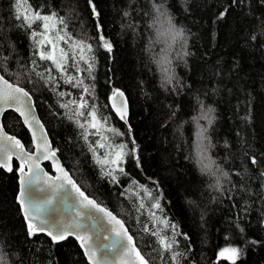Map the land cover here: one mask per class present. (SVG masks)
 Masks as SVG:
<instances>
[{"label": "trees", "instance_id": "obj_1", "mask_svg": "<svg viewBox=\"0 0 264 264\" xmlns=\"http://www.w3.org/2000/svg\"><path fill=\"white\" fill-rule=\"evenodd\" d=\"M92 3L98 18L89 0H0L1 74L33 96L66 170L88 196L124 221L148 264H232L219 256L226 247L242 250L235 264H264V0H238L235 6L232 0ZM160 5L189 37L184 61L172 59L176 50L169 54V37L157 32ZM225 8L227 14L218 18ZM37 14L56 18L68 41L67 74L81 79L88 93L66 83L50 61L34 54ZM97 25L112 44L111 53L99 46ZM81 41L92 45L90 76L83 62L80 72L72 67L68 45ZM166 55L171 63H158ZM49 67L55 86L48 80ZM163 67L174 76L172 84L164 83ZM116 89L127 100V121L111 107ZM81 96L89 103L85 117L94 108L105 128L123 133L115 147L131 149L134 139L138 148L139 162L126 157V175L116 171L115 181L105 175L109 165L102 170L96 163L89 148L96 136L85 140L86 129L79 126L84 117L62 107ZM208 108L213 109L211 125L201 118ZM3 125L33 151L14 111L4 114ZM201 128L207 129L204 144L212 145L207 155L213 171L220 169L215 176L197 162ZM44 165L53 171L51 164ZM18 168L16 161L11 172L0 168V256L7 264H89L70 236L54 243L44 234L28 235L17 200ZM157 199L162 211L152 207ZM154 212L177 226L171 249L160 243Z\"/></svg>", "mask_w": 264, "mask_h": 264}, {"label": "snow or ice", "instance_id": "obj_2", "mask_svg": "<svg viewBox=\"0 0 264 264\" xmlns=\"http://www.w3.org/2000/svg\"><path fill=\"white\" fill-rule=\"evenodd\" d=\"M238 3V0H232V5L235 6ZM89 5L92 9L94 15L99 17V13L96 12V6L92 3V0H89ZM228 8H225L220 14L219 17L222 19L228 12ZM158 16L157 22L160 23L161 28L157 29L159 35H164L169 37L171 42H175L177 38L181 37L183 34L182 29H177L173 23L171 17L168 15L167 11L163 8V5H160L156 9ZM18 18L27 19V15L21 17L18 13ZM36 19L43 21L44 31L39 33L40 39L36 40L37 33H33V39L36 43L35 55H37L40 60L50 61L51 66L54 67L56 73L64 79L66 83L71 84L74 88H82L84 93L89 92V88L83 84V81L79 78H74L71 75L67 74V59L68 52L64 48L59 47L60 41H65L67 46L68 41L64 35L55 33L54 36L50 37L49 24L48 21L51 19L50 16L36 15ZM165 25L167 27H165ZM163 29V31H161ZM97 39L99 46L105 49L107 52L111 53L112 44L106 39L102 34V29L97 25ZM171 45H169L170 47ZM75 54L73 55V64L72 67L76 68L77 72L82 71L79 67L80 62H83L87 68L89 76L94 68L95 59L94 56L86 57L85 53L91 54L92 45L84 44L81 42H76L73 45ZM78 51H75L77 50ZM158 63L170 64L171 61L168 59V56H164L162 60ZM52 67L48 68L49 76L48 80L53 83L55 86V77L51 75ZM162 71L164 75V83L172 84L174 76L169 74V68L163 67ZM60 96L71 95V93L60 92ZM124 93L119 89L114 90L112 94V107L117 113L118 117L121 120H126V103L123 99ZM115 101H119L117 104ZM75 105L73 110L72 106ZM0 107L3 109H13L19 113L20 117L23 118L24 124L31 130V135L33 141L37 140V128L40 129L39 142L35 143V154L25 151L24 145L19 139L15 136H10L3 131V126L0 125V168H5L7 171L11 172L12 166L10 164L11 158L13 155L19 160L20 165L18 171L20 173V190L18 193V203L21 206L22 215L25 218L28 235L30 237L36 236L40 233L46 234L51 238L52 242H59L66 239L68 236L72 235L80 242L85 253L91 264H102V261L110 255H115L119 257L122 261V264H136V261H139V264H148V261L141 255L140 251L132 245V237L127 234V230L124 227V223L121 220H118L111 212L107 211L104 208L99 207L94 200L89 199L85 196L84 192L76 186L75 182L72 181L67 172L57 164V171L61 175L56 177H49L47 173L42 174V170L39 168L38 161L41 159L51 158L54 162L56 161L54 151L49 147V142L43 132V126L36 119L34 115V107L32 103V98L27 91L18 86H13L9 84L2 76H0ZM64 108H68L70 111H74V115L77 117H84L85 123H80L81 128L86 129L84 138L87 140L88 135H96L99 137L97 141H93L89 144V148L93 151L94 156H96V163L101 165L102 170L104 166L109 165L110 167L105 172V175H108L112 178L113 181L116 180L114 173L119 171L120 174L126 175L122 164L126 157H131L134 160L139 162L138 148L135 144L134 139L130 140L132 148L128 149L125 144H120L116 147L115 150L112 149V146L107 143V137L102 135V132L112 131L114 135H123V133L116 132L113 129L105 128L104 123L101 122L97 117V112L93 108L88 111L87 116L85 117L84 111L82 109L86 108L85 101L83 96L80 97L78 101L69 100L62 105ZM213 109L208 108L201 113V118L206 120L209 125L213 123L214 116L212 115ZM2 115V112H0ZM79 123V120H77ZM87 129H94L95 132H89ZM207 131L206 128H201L199 133L200 144L198 145L197 154H198V163L201 166L203 172L209 173L213 176L216 175V172L220 171L219 166L216 167V171H213L214 161H212L207 155V149L212 145L210 142L204 144V140L208 138L204 135ZM130 132V129H129ZM104 149V155L101 157L98 155L97 150ZM252 163L255 164V158L252 159ZM27 168V171L25 170ZM224 177H228L227 172L221 173ZM39 183H46L53 192H58L61 188L64 187L65 183L71 185L72 190L80 197L79 207L72 205L75 208V214L69 219H58L51 216H44V208L42 205L36 204L33 200L32 189L33 185ZM135 183V182H134ZM217 190L221 189L219 183V177H217V183L215 185ZM45 203L51 204V200L46 201ZM154 209H159L162 211L161 204L159 199L152 205ZM96 209L98 212H102L105 215V218L108 221V224L111 225L110 229H106L108 232L107 236H104L103 239L109 241L108 243L98 244L96 241L100 239L98 235L96 239L93 238V235L90 233V227H95L98 223L97 218L91 213L84 210L87 209ZM155 215V213H153ZM86 217L93 221L92 224L86 222ZM165 227H171L173 230V235H179L177 226L175 224L169 225L167 219L162 221ZM103 228V225H100ZM243 230L241 229V232ZM166 249H171L172 244L166 243L165 238H162L160 241ZM251 243H258V241H251ZM241 249L237 247H226L220 253V257H224L226 253L229 255L227 258L232 261V264H235V260L241 254ZM100 252V256H97V253ZM173 258H176V254L173 255ZM0 264H7L6 258L0 256Z\"/></svg>", "mask_w": 264, "mask_h": 264}, {"label": "water", "instance_id": "obj_3", "mask_svg": "<svg viewBox=\"0 0 264 264\" xmlns=\"http://www.w3.org/2000/svg\"><path fill=\"white\" fill-rule=\"evenodd\" d=\"M0 76H2L5 80H7L9 82V84H12L13 86L21 87V86H19L17 84L12 83L7 78H5L1 74V72H0ZM21 88H23V87H21ZM23 89L25 91H27L25 88H23ZM29 95L32 98V103H33V107H34V115H35L36 119L40 122V124L43 126L42 130L45 133V136H46V138H47V140L49 142V147L54 151L55 157H56V161L55 162L51 158H49V159H41V160L38 161L39 168L42 170V174L43 173H47V175L49 177H56V176L61 175V173L57 171V164H59V166L64 170V172H67L69 178L72 181L75 182L76 186L79 187L82 192H84L81 189V187L77 184L78 182H76L74 180V178L72 177L70 172L68 170H66V167L63 165V163L61 162L60 158L58 157V155H57V153H56V151H55V149L53 147L52 141H51V139L49 137L48 131H47L43 121L39 117L38 110H37V107H36L37 105H35L34 98H33V96L30 93H29ZM123 99H124V101L126 103V113H127L126 114V120H123V121H127L128 104H127V100L125 98V95H124ZM110 102H111V107H112V103H113L112 99H110ZM115 103L119 104L120 102L119 101H115ZM8 111H14L20 117L19 113H17L15 110H13V109H3L2 107H0V112H2V115H0V125L3 126V131L4 132H6L10 136H14V135L8 133L5 130L4 125H3V116ZM114 112H115V110H114ZM20 119H21L23 125L25 126V128L27 129V131H28V133H29V135L31 137V141H32V145H33V151L27 150V148L25 147V145L22 142V140L19 139L16 136L15 137L17 139H19L21 141V143L24 145L25 151H28V152H31L32 154H35V143L39 142L40 129L37 128V140L34 142L33 141V137L31 135V130L24 124L23 118L20 117ZM14 161L18 162L19 165H20L19 160L16 158L15 155H13L12 158H11V161H10V164H11L12 168H13ZM46 163L51 164V170H53L52 172H50V170H47V168L44 165ZM2 169H4L6 172H9L5 168H2ZM25 170L27 171V168ZM17 172H18V192H17V200H18V193H19V190H20V179H21V176H20L19 171H17ZM84 194L89 199L94 200L97 203V205H99V207L106 209L107 211L111 212L118 220H121V218L116 216L111 210L107 209V207H104L103 205L99 204L94 198L88 196L85 192H84ZM32 195H33L34 202L36 204H39V205L43 206L44 212L42 213V215H44V216H51V217H55V218H58V219H69V218L73 217L74 214H75V208H73L72 205H75L76 207H79L80 197L75 193V191L72 190L71 185H68L66 183H65L64 187L61 188L58 192H53V190L46 183L35 184V185H33ZM49 200H51V204L45 203L46 201H49ZM20 208H21V206H20ZM84 211L91 212L98 220V223H96V226L95 227H90V229H89L90 233L93 235V238L96 239V237L99 235L100 239L96 241L98 244L108 243L109 241L104 240L103 237L108 235V232L105 231V230L106 229H110L111 225L108 224V221L105 218L104 213L98 212L94 208L87 209V210H84ZM121 221L124 223L123 220H121ZM86 222L89 223V224L93 223V221L89 220L87 217H86ZM100 225H103V228H101ZM124 227L127 230V234L132 237V245L136 249L139 250L138 246L136 245L134 237L130 233V231H129V229L126 226L125 223H124ZM40 234H44V233H40ZM44 235H46V234H44ZM70 237L76 239L75 236L70 235ZM78 244H79L80 248L82 249V251L84 252V255H85L87 261L89 262V264H91V262L89 261V259L87 257V254L85 253V251H84V249L81 246L79 241H78ZM97 256L98 257L100 256V252L97 253ZM102 264H122V261H121V259L119 257H117L115 255H110V256L106 257V259L104 261H102ZM128 264H131V262H128ZM136 264H139V261H136Z\"/></svg>", "mask_w": 264, "mask_h": 264}, {"label": "rangeland", "instance_id": "obj_4", "mask_svg": "<svg viewBox=\"0 0 264 264\" xmlns=\"http://www.w3.org/2000/svg\"><path fill=\"white\" fill-rule=\"evenodd\" d=\"M22 7L24 8L25 6H22ZM41 16H44V15H41ZM48 16L51 17V19L48 21V24H49V32H48V35H49L50 37L54 36L55 33H59L60 35H63L62 32L59 30V28H58V26H57V20H56V18H55L53 15H48ZM43 23H44V22L41 21V20H38V22H37L38 27H37V29L35 28L36 30H35V32H34V33H37L36 40H39V39H40L39 33H41V32L44 31V29H43ZM32 38H33V34H32ZM74 44H75V43H73V44H69L68 46L72 48V53L75 54V52H74V48H73V45H74ZM59 47L64 48L66 52L68 51V50L66 49L65 45H64V41H60V42H59ZM75 51H78V49L75 50ZM74 54H73V55H74ZM85 55H86V57H89V56H88L89 53H85ZM85 103H88L87 100L85 101ZM88 104H89V103H88ZM81 111H83V109H82ZM94 132H95V130H94ZM102 135H104V136L107 137V143L110 144V145L112 146V149H113V150H115V149H116L115 144L118 143V142H116L117 135H114L111 131H105V132H102ZM95 136H96V135H95ZM94 139H95V141H97V140L99 139V137L96 136ZM101 151L103 152V153H102V156H103L105 150H104V149H101ZM102 156H101V157H102ZM123 163H124V162H123ZM147 197H148V196H147ZM154 213H155V215H154L155 220H158V221H159V222H157V221H155V222H156V225L158 226L157 230H158L159 234L161 235V238H165V242H167V243H169L170 239H173V240H174V236H175V235H173V230H172V228H171L170 226L168 227L169 229H168L167 227H165L164 224L162 223V221L164 220V219H162V216H161L160 214L156 213V212H154ZM159 224H160V226H159ZM160 227H161V228H160ZM228 255H229V254L226 253L224 257H227Z\"/></svg>", "mask_w": 264, "mask_h": 264}, {"label": "clouds", "instance_id": "obj_5", "mask_svg": "<svg viewBox=\"0 0 264 264\" xmlns=\"http://www.w3.org/2000/svg\"><path fill=\"white\" fill-rule=\"evenodd\" d=\"M173 25L177 28V29H182V28H179L178 26H176L174 23ZM183 30V29H182ZM188 39L189 37L187 36V34L185 33V31L183 30V34L181 37L177 38V40L173 43L171 41H169L168 43V51H169V54L171 55V53L175 51V56L172 57V59H179L181 61H184L185 60V57L187 55V53L185 51H182L184 48H186L187 46V42H188ZM169 45H171L169 47Z\"/></svg>", "mask_w": 264, "mask_h": 264}, {"label": "bare ground", "instance_id": "obj_6", "mask_svg": "<svg viewBox=\"0 0 264 264\" xmlns=\"http://www.w3.org/2000/svg\"><path fill=\"white\" fill-rule=\"evenodd\" d=\"M50 137V136H49Z\"/></svg>", "mask_w": 264, "mask_h": 264}]
</instances>
